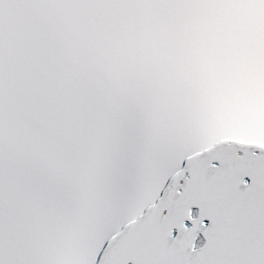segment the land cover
I'll return each instance as SVG.
<instances>
[{
	"label": "snow or ice",
	"instance_id": "6c2138e0",
	"mask_svg": "<svg viewBox=\"0 0 264 264\" xmlns=\"http://www.w3.org/2000/svg\"><path fill=\"white\" fill-rule=\"evenodd\" d=\"M0 264H264V0H0Z\"/></svg>",
	"mask_w": 264,
	"mask_h": 264
}]
</instances>
